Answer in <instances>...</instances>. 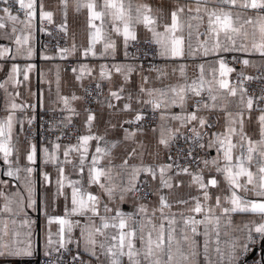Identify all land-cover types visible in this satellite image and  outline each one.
<instances>
[{
	"label": "snow or ice",
	"instance_id": "obj_1",
	"mask_svg": "<svg viewBox=\"0 0 264 264\" xmlns=\"http://www.w3.org/2000/svg\"><path fill=\"white\" fill-rule=\"evenodd\" d=\"M63 3L67 9L69 0ZM71 5L77 11L87 10L91 40L83 52L85 57L96 56L94 49L102 44L101 56L111 54L114 58L115 36L122 38L126 60L139 59L138 52L130 54L128 50L137 40V26H142L151 34L150 43L157 46L153 59L180 63L170 72L165 70L166 66H153L151 70L158 73L156 79L160 86L146 87L148 77H142L139 91L127 95L122 93L134 65L100 66L114 68L124 77V84L118 90L110 89L106 106L115 109L118 105L113 100L126 101L120 111H134L133 104L139 111L119 124L123 138L111 142L105 140L108 129L105 136L92 134L95 116L87 115L88 134L78 137L77 145L63 151L64 163L73 164L82 179L70 181L71 208H66L65 216L49 217L45 212V256L50 257L55 252L62 257L75 242L78 248L83 243L84 251L92 257L99 259L104 255L108 264H124L125 258L127 264H201V259L203 264H249L253 254L258 258L251 264H264V247H261L264 245V108L260 107L264 92L254 97L245 87L247 81L264 80V75L249 76L241 71L232 80L230 76L236 69L224 58L231 54L233 63L264 68V0H173L167 16L138 0H71ZM38 7L41 20L51 23L53 12L43 11L38 0H0V39L13 42L17 54L26 52L28 57L33 54L30 39ZM9 25L11 30L6 31ZM64 27L61 25L62 29ZM9 51L0 45V58ZM60 52L62 56L70 54L68 49H60ZM210 56L215 59L208 61ZM240 56L260 59H238ZM201 58L205 62H194ZM189 60L193 63H188ZM86 67L81 66L82 70ZM13 71H17L15 65ZM104 75L101 72V76ZM6 83H0V89L6 91ZM99 87L97 83V89ZM63 102L67 106L66 97ZM28 107L34 109L35 106L12 102L6 109L8 114L0 117V161L6 167L2 174L18 182L15 191L6 192L8 181L0 179V257H32L35 251L36 221L28 212L36 210L30 174L35 171L37 146L29 143L28 163L21 166L17 147L20 133L15 131L18 124L22 132L24 125V120L16 117V111ZM230 107L235 111L229 110ZM145 108L154 117L159 113L161 123L152 129L153 133L159 132L156 152H148L146 144L136 139L143 133L142 127L136 131L125 127L145 120ZM174 108L180 111L174 113ZM85 111L90 112V109L85 108ZM203 111L222 112L223 116L216 117L217 128L222 130L209 132L213 125L208 116L200 114ZM254 111L259 112L257 127L249 131L246 122L251 123ZM32 119L34 117L28 119L29 124ZM65 120L70 121L71 117ZM220 120L224 121L222 125ZM116 127L111 125L113 129ZM178 140L193 147L177 151L187 152V158L202 167L195 172L188 166L181 167L179 161L183 157L180 155L174 158L169 155L171 163L167 164L145 163L146 154L153 160L159 159V146L170 150ZM92 141H96L94 153H90ZM100 141H105L106 146L101 147ZM124 145H127L125 155L114 156L113 151ZM61 147L55 144V149ZM196 147L214 150L216 155L209 159L194 156ZM73 152L75 155L70 158ZM43 154L45 163L60 162L47 146ZM117 159L121 160L119 164L115 162ZM76 160H79L78 165ZM58 171L62 174L64 168ZM21 173L26 175L22 178ZM142 175L146 177L144 184L158 181L159 186L151 193L155 202L138 203L133 213L109 206L117 199V190L121 203L128 193L136 192ZM184 175L189 178L187 184L174 183ZM84 183L89 188L97 186L100 194L89 192ZM58 184L63 187L61 182ZM182 187L187 188V192L181 194ZM102 196L106 200H102ZM234 215L250 219L236 223ZM77 216L83 217L85 223L73 219ZM54 224L57 226L55 234L51 230ZM77 228L80 230L78 238L73 236ZM78 259L79 253L72 257L73 264ZM54 264L63 262L58 259Z\"/></svg>",
	"mask_w": 264,
	"mask_h": 264
},
{
	"label": "crops",
	"instance_id": "obj_2",
	"mask_svg": "<svg viewBox=\"0 0 264 264\" xmlns=\"http://www.w3.org/2000/svg\"><path fill=\"white\" fill-rule=\"evenodd\" d=\"M141 3H147L152 6L153 9H160L165 16H167L171 10L173 0H138ZM39 4H42L43 11L53 12V21L51 24H55L63 28L67 36V44L65 47L57 48L55 50H49L47 48L41 47L39 44V29L38 23L41 20L39 16L40 8L38 7L37 19L33 22V27L31 30V39L30 46L32 49V56L28 57L27 53L22 54L16 53V46L13 42H9L7 39H0V45L10 49L9 52L5 53L4 58H0V83H6L5 89H0V117H5L8 114L6 110L12 102L17 104H27L29 106L34 105V109L31 107L26 108L24 111H16V117L24 120L23 130L29 124L28 119L31 117L35 118V113L37 109L43 110H56L60 111L63 114V117H71L70 123L75 124L80 130V136L88 134V125L86 124V117L89 114L95 116V120L92 123L91 132L94 135L105 136V130L108 129V134L105 136V140L108 142L121 140L123 138V130L118 126L125 119L132 118L136 111H139L137 105L133 104L134 111H120L123 107V103L126 101H112L118 106L115 109L108 108L107 99L109 97L110 89L112 91L118 90L122 84H124V77L117 73L114 68L105 67L101 68V65H120L131 63L134 65V70L131 72L129 81L125 87L124 93L122 95H127L128 93L135 94L139 91V86L142 81V77H148V83L146 87H159L160 83L156 79L158 73L152 71L151 69L144 68L139 63L133 60H126L123 55V42L122 38L117 39L113 36V39H116V52L115 56L111 54L107 56H101L103 51L102 44H97L94 51L97 55L92 56L89 54L88 57L83 55V52L86 48L89 47L91 36L89 21L87 18V10L80 9L76 10L75 7L71 5V0H69V6L65 9L63 0H38ZM65 11L67 16L65 18ZM13 14H16V11H13ZM21 19H23V14L21 13ZM47 21V20H45ZM49 22V21H48ZM50 23V22H49ZM19 27V25H18ZM10 25L6 31H10ZM137 40L140 39H151V34L147 32L142 26H137L136 28ZM19 34V33H18ZM27 34V33H24ZM73 45H75V50L73 51ZM60 49H68L70 54L62 56ZM15 57L12 59L10 57ZM48 57V58H45ZM230 58L232 62V55L227 54L224 58ZM249 58L259 60L258 56L252 57H243L240 56L238 59ZM215 57H208V61L214 60ZM159 64L157 67H165L166 71H171L180 61L164 60L159 58ZM195 63L205 62L203 58L197 59ZM188 63H193L189 60ZM16 66L17 71H13V66ZM87 66L82 70L81 66ZM231 67L236 69V72L231 74L230 79L234 80L237 73L243 71L245 75H252L255 70L260 67H245L242 64L234 66L229 63ZM76 69V71H73ZM191 71V70H189ZM101 72L105 73L102 77ZM11 76V80L9 77ZM27 76V79L24 77ZM82 77L77 79V77ZM19 81V83H16ZM99 83L105 89V94L99 98V103L96 104L95 109L86 112L83 100L82 99H73V97H82V90L85 85L88 84H97ZM18 93V95H17ZM67 98L68 104L65 106L63 98ZM74 110V111H73ZM148 110L144 109V112ZM229 110L235 111L234 108L230 107ZM174 113L180 111L179 108L172 109ZM191 111V108H189ZM201 115L210 116L214 115L215 121L217 115L223 116L222 112H212L203 111ZM159 117V113H157ZM259 115V112L254 111L252 113L251 123L246 122V129L253 131L256 129V117ZM34 119H32L33 121ZM160 120L157 118V122L150 128H143V133L137 136L138 141H142L147 146L148 152H156L157 141L159 140V132L153 133L152 129L160 125ZM219 123L222 125L223 120H220ZM111 125H117L116 128H111ZM129 128L130 131H136L137 128L132 125H125ZM222 130L217 128V122H215V129L213 132ZM15 131L20 133V139L17 144V147L20 149V165H27L26 156L28 153L29 143L22 141V132L20 131V125L15 126ZM14 138V143H15ZM59 143L62 147L61 149H55V144ZM37 146V159L35 163V171L31 173L33 186H34V199L36 201V210H29L28 215L36 221L34 225V231L36 233V239L34 240L35 251L32 257L25 258H13V257H0V264H33L34 260L39 255H45L46 245H45V228H46V217H62L66 214V208H71V195L72 188L70 181L81 180L82 177L78 175V169L74 168L73 164L64 163V156L62 155L63 151L68 150L69 147L77 145L76 143H66V142H39L35 143ZM49 147V151L59 157V163L56 162H44L43 148ZM96 146V141L91 142L90 153H94ZM100 146L105 147V141H100ZM124 147L127 145L121 146L120 148L113 151V155L117 157H123L125 155ZM167 151L163 145L159 146L160 156L159 159L153 160L145 155V163L152 165L167 164L169 163L167 158ZM209 156L207 159L216 155L214 150H208ZM75 153L70 154L74 156ZM117 164L121 162L120 159L115 161ZM130 163H138V161H130ZM75 164H79V160L75 161ZM64 168V172L61 174L58 171V168ZM202 167V165L200 166ZM3 171H6V167L3 165V162L0 161V179L8 181V188L5 189L6 192H12L16 190L17 181L10 179L9 177L3 175ZM195 172V171H193ZM45 174H47V179H45ZM26 175L21 173V177ZM86 177V173H85ZM146 177L141 176L140 182L145 181ZM188 176H181L174 183H180L181 181L184 184L188 182ZM58 181L63 184L61 188L58 184ZM151 192L154 190V187H158V181H149V184H146ZM80 186V185H77ZM84 188L93 194L99 195L100 189L97 186H92L89 188L86 183H84ZM181 194L187 192V188L182 187L180 190ZM119 190H117L116 197L117 199L112 201L110 207H119L125 213H133L138 205V203H148L149 201L155 202V197L151 195L149 200H144L135 196L133 193H128L125 197L124 202H119ZM195 194V192H193ZM102 200H106L105 196L101 197ZM103 210L101 209V212ZM74 220H80L81 224L85 223L83 217H73ZM250 217L245 215H234L233 221L239 223L241 221H247ZM99 225V221H96ZM52 233L55 234L57 231V226L54 224L51 226ZM80 230L79 228L74 230L73 236L79 237ZM202 240V238H200ZM98 240H103V237H98ZM69 250L74 254L83 258V264H108L107 258L104 255H100L99 259L92 257L90 254L84 251L83 243L80 244L79 248L76 243L69 245ZM124 264H127L125 258ZM201 264L203 260L201 259Z\"/></svg>",
	"mask_w": 264,
	"mask_h": 264
},
{
	"label": "built area",
	"instance_id": "obj_3",
	"mask_svg": "<svg viewBox=\"0 0 264 264\" xmlns=\"http://www.w3.org/2000/svg\"><path fill=\"white\" fill-rule=\"evenodd\" d=\"M15 11V8L12 9ZM39 29V44L43 48L49 50H55L57 48L65 47L67 44V36L64 29L60 26L51 24L48 21L42 20L38 23ZM151 39H140L136 40L133 45L129 48L130 54L139 53V59L133 60L139 63L141 66L147 69H151L153 66L157 67L159 64V58L153 59L152 57L156 55L157 46L150 43ZM147 57V58H146ZM228 63L237 66L238 63L231 62L230 58H225ZM264 75V68H259L250 76H262ZM236 79V76L234 80ZM248 94L252 96H259L264 92V80H250L245 84ZM89 93H91L89 95ZM105 94V89L100 86L97 89V84H88L83 87L82 97L84 108L90 109V111L95 109L97 101L99 98ZM260 107L264 108V102L260 104ZM146 119L141 123L133 124L134 128H150L157 122L158 115L151 113L149 110L144 112ZM209 123L213 125L209 132H213L215 129V117L211 114L209 117ZM191 136V132L188 133ZM22 141L25 143H39V142H66V143H76L78 142V137H80L79 128L70 122L65 121L62 112L56 110H43L37 109L35 113V118L28 124L22 131ZM59 138V139H58ZM204 141H201L203 143ZM193 147L190 143H184L182 140H178L173 143L170 147V150L167 151V158L169 163V155L173 158L177 155L183 157L179 163L181 167L188 166L192 171H196L201 165H198L193 160L188 159V153L183 152L179 153L178 148H188ZM192 155L197 157H202L207 159L209 156V151L200 149L199 147L195 148V151ZM137 191L133 194L144 200H149L151 198V190L144 184V181H141L137 185ZM264 247V245H261ZM76 256L71 250L64 252L62 257H58L57 253L53 252L50 257L45 255H39L33 262V264H54L58 259L62 260L63 264H73L72 257ZM258 258L256 254H253L249 257V264L251 261H254ZM75 264H83V258L79 256V259L75 261Z\"/></svg>",
	"mask_w": 264,
	"mask_h": 264
}]
</instances>
